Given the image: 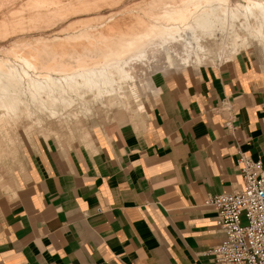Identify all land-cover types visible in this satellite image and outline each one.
<instances>
[{"label": "crops", "instance_id": "crops-1", "mask_svg": "<svg viewBox=\"0 0 264 264\" xmlns=\"http://www.w3.org/2000/svg\"><path fill=\"white\" fill-rule=\"evenodd\" d=\"M187 67L153 75L143 122L39 141L0 206V264H213L206 198L242 187L240 154L264 168V73L248 52Z\"/></svg>", "mask_w": 264, "mask_h": 264}, {"label": "rangeland", "instance_id": "rangeland-1", "mask_svg": "<svg viewBox=\"0 0 264 264\" xmlns=\"http://www.w3.org/2000/svg\"><path fill=\"white\" fill-rule=\"evenodd\" d=\"M87 1L89 3H85ZM90 1L92 2L91 4ZM150 1L151 0H60V6L56 3L57 0H0V60L9 61L10 63L12 62V64L15 62L14 64L17 67L22 65L21 60L19 63L20 57L31 60L37 67L43 69H65L67 66H76L81 60L85 61L89 59L92 52L96 53L95 51H97L98 48L103 49L108 42V38L127 33L136 34L137 32H144L146 16H143V14L145 15L151 12L150 9L153 10L158 5L164 3H178L181 0ZM30 10L33 11L30 12ZM254 25L256 26L252 27L256 28L257 23ZM225 29H227V27ZM251 30L248 32L243 31L239 33V35L241 38L246 37L247 39L249 36V40H251V38L254 39L256 36V31L254 32V30L256 29L251 28ZM103 31L105 33H103L104 35H102ZM227 34L228 32L224 34L225 37H222L223 39L226 38L225 40L222 39V58H214L211 61L212 63H205L197 67L193 64L187 65L199 68L205 65H215L228 61V56L224 58V53H227V51L229 52L234 43L238 39H241H237L232 34ZM161 35L162 36H158L155 40L152 39L151 41L156 42L159 46L168 43H176L175 39L172 38L173 35H171L172 37H168L167 33H165L164 36L163 34ZM251 35H253V37H251ZM177 43L176 46H179L182 50L184 49V44L188 45L186 41H182L179 45ZM261 49H264V46L260 48L256 47V49L252 48L250 51L245 50L243 52L251 54L254 57L258 69L264 73L262 62L264 50ZM132 54L134 55L135 53ZM158 55L152 58L155 62L153 60L150 61L152 68L148 71V78L146 80L144 79L145 81H139L140 94H138V99L132 95L130 85L125 86L128 94L122 101V105H124L126 109L124 106V109L121 107L122 105L119 104L121 103L119 99L114 98H104L103 105L107 107L99 103L96 104L95 101L91 103L90 101H92L94 97L88 94L85 97V101L89 103L86 105L78 97H74L77 103H75V107L69 111V115L65 113L62 115L63 110L60 108L59 110L62 116L59 115L57 118H52L48 112L41 113V110L35 106L32 107L30 101L29 106L26 108L23 107V115L21 114L20 120H13L8 124L0 123V206L14 203L18 200V185L27 176L30 154L39 141L53 140L60 145L78 146L89 141L88 139H84V137L88 134V130H91L95 125L104 128L106 131H110L118 129L123 123L132 121L143 122L156 98V92L152 87L153 75L161 72L171 74L182 73L184 71L175 69L185 67L186 65L182 64L179 67L180 64L177 62L173 63L174 65L167 64L166 56H162L163 54ZM62 56L63 58H65V56L68 58L63 59ZM235 56L236 55H232L231 58L229 56V60L235 58ZM55 59L57 60L56 62L54 61ZM51 62L55 65L57 64V67L52 65ZM196 68L187 67L185 71ZM143 70L147 71V68L145 67ZM135 99L138 101L136 100V102ZM111 104L115 106L111 108ZM141 105L145 106V110L142 112L139 110V106ZM28 111L30 112L28 113ZM74 113L77 114L78 120L77 118L75 120L73 119L72 115H76ZM78 115H82L83 117H79ZM101 134L102 132H94L93 138H99Z\"/></svg>", "mask_w": 264, "mask_h": 264}, {"label": "bare ground", "instance_id": "bare-ground-1", "mask_svg": "<svg viewBox=\"0 0 264 264\" xmlns=\"http://www.w3.org/2000/svg\"><path fill=\"white\" fill-rule=\"evenodd\" d=\"M59 1L60 0H57L56 3L60 5ZM85 3L89 2L87 1ZM91 3L90 1V4ZM150 10L151 12L148 14L144 15L142 13L143 16H146L144 32H137L136 34L127 33L112 38L109 35L110 38H108V42L105 47L103 46V49L98 48L97 51H95L96 53L92 52L89 59L85 61L81 60L73 67L67 66L65 69H43L37 67L31 60L21 57L19 63L21 60L22 65L16 62L21 65L17 67L14 64L15 62L13 66L12 62L10 63L9 61L1 59L0 123L8 124L13 120H20L23 107L26 108L29 106L30 101L32 107L35 106L41 110V113L48 112L52 118H57L59 115H64V113L69 115V111H71V109L75 107V103H77L75 100L77 97L82 100L85 105L89 103L85 101V97L88 94L94 97V99L90 101L91 103L95 101L96 104L99 103L103 105L104 98H114L119 99V102H121L119 104L122 105V101L128 94L125 89L126 85H130L132 95L138 99V94H140L139 81L148 78V71L152 68L150 65V61L153 60L152 58L158 54H163L162 56H166L167 58V64L172 65L177 62L180 64L179 67L182 64H186L185 66L193 64L197 67L198 65L210 63L214 58H222L221 50L223 47L221 48V45L222 41L226 39L222 37H225L224 34L227 32V35L232 34L237 39H241H238L234 43L229 52L227 51V53H224L223 51L225 54L224 58L228 56L227 60H229V56L231 58L232 55H238L245 50L250 51L252 48L256 49V47L260 48L264 46V0H181L178 3H164ZM32 11L30 10V12ZM253 23H257L256 28H254L256 25ZM226 27L227 29H225ZM251 28L256 29L254 30V32L256 31L254 39L251 38V40H249V36L247 39L246 37L241 38L239 33L243 31L248 32ZM103 33L104 31L102 35L105 34ZM165 33L168 34V37L173 35V37H171L175 39L176 43L186 41L188 45L184 44V49L182 50L179 46H176V43H168L159 46L156 42L151 41L152 39L155 40L158 36H162L161 34L164 36ZM251 37H253V35H251ZM179 43L177 44L179 45ZM132 53L135 54L133 55ZM54 61L56 62L57 60L55 59ZM153 61L155 62V60ZM52 65L55 64L52 63ZM55 67H57V64ZM145 67L147 71L143 70ZM137 99H135V101ZM114 106V104H111L110 107L113 108ZM123 106L124 105L121 107ZM60 108L63 110L62 115L59 110ZM139 110H141V112L144 111L145 106H139ZM29 112L30 111H28V113ZM72 117L74 120L76 118L78 120L77 114L74 116L72 115ZM79 117L83 116L81 115Z\"/></svg>", "mask_w": 264, "mask_h": 264}, {"label": "built area", "instance_id": "built-area-1", "mask_svg": "<svg viewBox=\"0 0 264 264\" xmlns=\"http://www.w3.org/2000/svg\"><path fill=\"white\" fill-rule=\"evenodd\" d=\"M230 120L226 118V128ZM238 165L242 187L205 200L216 210L215 226L222 234L207 254L213 264H264V168L245 154Z\"/></svg>", "mask_w": 264, "mask_h": 264}]
</instances>
